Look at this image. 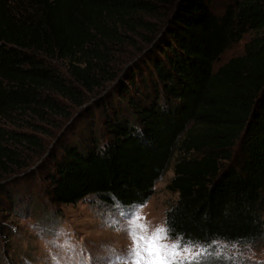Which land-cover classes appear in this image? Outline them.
I'll return each mask as SVG.
<instances>
[{
    "label": "trees",
    "instance_id": "16d2710c",
    "mask_svg": "<svg viewBox=\"0 0 264 264\" xmlns=\"http://www.w3.org/2000/svg\"><path fill=\"white\" fill-rule=\"evenodd\" d=\"M212 2L0 0V211L89 195L132 209L171 167L170 237L264 247V0Z\"/></svg>",
    "mask_w": 264,
    "mask_h": 264
},
{
    "label": "rangeland",
    "instance_id": "374dc122",
    "mask_svg": "<svg viewBox=\"0 0 264 264\" xmlns=\"http://www.w3.org/2000/svg\"><path fill=\"white\" fill-rule=\"evenodd\" d=\"M225 3L226 0H213L212 7L218 11ZM147 17L155 23L163 18L161 11ZM246 37L225 48L215 65L241 53ZM25 119L31 121L24 117L20 123L30 130ZM62 120L59 114L44 121L35 119L38 130L32 132L40 141V148L21 146L25 161L35 160L37 152L50 145L54 138L52 134ZM171 176L172 168L169 167L153 184L150 196L128 210L115 203L102 204L89 195L74 203L58 204L37 197L28 215L0 211V222L10 229L7 236L0 235V264H56L57 261L59 264H110L114 255H127L132 242L124 229L130 222L146 223L149 231L158 226L165 227V211L176 197V192L168 186ZM164 242L171 243L172 240ZM201 245L207 248L201 264H264V247L260 245L220 240ZM195 251L197 249H193Z\"/></svg>",
    "mask_w": 264,
    "mask_h": 264
},
{
    "label": "snow or ice",
    "instance_id": "6c2138e0",
    "mask_svg": "<svg viewBox=\"0 0 264 264\" xmlns=\"http://www.w3.org/2000/svg\"><path fill=\"white\" fill-rule=\"evenodd\" d=\"M124 230L131 246L127 255H114L110 264H201L207 252V248L197 242H185L182 237L172 239L171 230L164 226L149 231L148 224L132 221ZM170 239L171 243L164 242ZM193 249L197 251L193 252Z\"/></svg>",
    "mask_w": 264,
    "mask_h": 264
}]
</instances>
